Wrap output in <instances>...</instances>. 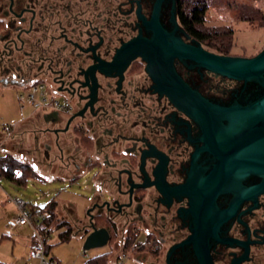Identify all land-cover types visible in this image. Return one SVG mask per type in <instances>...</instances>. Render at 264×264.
I'll use <instances>...</instances> for the list:
<instances>
[{
	"label": "flooded vegetation",
	"instance_id": "obj_1",
	"mask_svg": "<svg viewBox=\"0 0 264 264\" xmlns=\"http://www.w3.org/2000/svg\"><path fill=\"white\" fill-rule=\"evenodd\" d=\"M158 1L0 0V91L42 85L68 104L25 119V162L45 177H86L89 184L91 175L96 193L84 208L86 230L102 218L114 230L145 231L149 264H201L202 231L213 264H264V193L246 197L260 177L206 192L202 180L217 160L201 124L160 91L147 60L130 57L135 38H152ZM180 1L161 0L160 23L206 47L186 36ZM174 67L223 105L247 104L264 90L191 59L177 57Z\"/></svg>",
	"mask_w": 264,
	"mask_h": 264
},
{
	"label": "water",
	"instance_id": "obj_2",
	"mask_svg": "<svg viewBox=\"0 0 264 264\" xmlns=\"http://www.w3.org/2000/svg\"><path fill=\"white\" fill-rule=\"evenodd\" d=\"M160 2L156 4L151 21L154 30L152 38L142 35L135 38L129 45L130 57L141 55L147 60L148 71L160 91L201 124L206 149L217 160L213 170L202 180L204 190H223L228 183L238 182L243 176L251 174L261 180L251 187L246 197L256 199L264 193V90L247 104L213 102L178 74L174 59H191L212 72L238 81H253L264 89V47L253 56H239L212 51L196 39L193 40L195 43H186L160 23ZM173 20L178 26L175 17ZM185 34L191 38L188 32ZM204 222L211 231L208 215L204 217ZM90 223L91 230L86 236L84 248L108 244L111 238L109 229ZM201 234L196 254L201 264H213L209 234L206 231Z\"/></svg>",
	"mask_w": 264,
	"mask_h": 264
},
{
	"label": "rangeland",
	"instance_id": "obj_3",
	"mask_svg": "<svg viewBox=\"0 0 264 264\" xmlns=\"http://www.w3.org/2000/svg\"><path fill=\"white\" fill-rule=\"evenodd\" d=\"M257 9H261L264 13V0H210L205 27L234 28V42L230 49V55L253 56L264 47V25H260L259 19L251 22L244 18L251 15L257 16L255 12ZM209 49L216 52L212 48ZM26 92V89L17 87H7L0 91L1 133L7 135L6 126L15 127L20 121L30 118L38 112L33 103L25 97ZM47 95L51 96V93L47 92ZM48 111L44 110L43 112ZM6 139L7 137H3L4 141ZM22 148L20 146L15 149L12 154L20 160L26 161L27 157ZM36 171L37 174L29 178L27 184H18L5 177L0 178V260L8 264H40L38 258L30 255V242L34 237V230L29 225L15 222L20 212L11 198L18 196L36 206L47 204L52 199L59 201L55 207V219L51 223L52 231L47 238L50 248L46 257L49 260L51 257L54 259L49 264H83L89 257L104 251H110L107 264L121 261L124 239L128 230L125 227L118 230L112 229L108 244L84 250L86 237L83 236V232L86 234L85 226L88 223L87 216L84 215V208L96 193L91 175L88 178L89 184L85 187L84 177L74 180L49 179L40 174L38 170ZM61 200L67 203H76L79 207L78 217L72 213L71 209L74 207L61 204ZM75 217L76 219H74ZM64 220L72 226L73 230L68 240L61 241L60 233L67 226L62 225L65 223ZM146 238V232L141 231L136 237V242L145 244ZM136 250L138 251L134 246L126 251L125 264L138 262L146 264L141 257L138 261L135 260Z\"/></svg>",
	"mask_w": 264,
	"mask_h": 264
},
{
	"label": "trees",
	"instance_id": "obj_4",
	"mask_svg": "<svg viewBox=\"0 0 264 264\" xmlns=\"http://www.w3.org/2000/svg\"><path fill=\"white\" fill-rule=\"evenodd\" d=\"M210 0H181L180 1V19L189 32L190 35L201 40L206 46L216 50V52L221 54H230V49L234 42L235 30L232 27H205L206 25V14L209 8ZM257 16H250L244 18V20H249L253 22L259 19L260 25H264V13L261 9H257ZM11 130L13 126H10ZM2 139V138H0ZM37 174L36 169L33 165L28 164L25 161L20 160L12 153L8 151L0 152V178L5 177L18 184H27L29 178ZM58 200L52 199L49 203L44 204L41 210L46 214V218L40 224L41 232L46 236V253L48 254L50 245L47 243V238L49 237L52 227L51 223L55 219V207ZM33 205V204H32ZM62 225H67L66 229L60 233V240L66 241L71 237L72 226L63 221ZM95 225L98 227L107 226L110 231L112 227L110 224L102 218L96 220ZM127 235L125 239L123 252L129 248L135 246L137 232L134 231L133 227L127 228ZM35 241V237L33 242ZM110 251H105L103 253L94 255L85 260L83 264H107ZM53 262V257L50 258ZM0 264H8L5 261L0 260ZM116 264H123L122 262H117Z\"/></svg>",
	"mask_w": 264,
	"mask_h": 264
},
{
	"label": "built area",
	"instance_id": "obj_5",
	"mask_svg": "<svg viewBox=\"0 0 264 264\" xmlns=\"http://www.w3.org/2000/svg\"><path fill=\"white\" fill-rule=\"evenodd\" d=\"M25 97L33 103L36 110H68L67 102H60L57 99L49 97L42 85L31 86L28 92H26ZM6 129L8 130L7 133L12 131L10 126H6ZM83 181L85 183V187H87V178L84 177ZM11 199L20 212V215L16 217L15 222L21 225H29L34 230L35 241L31 244L30 255L38 258L40 260V264H49L52 261L46 257V236L40 229V224L45 220L46 214L39 206L32 205V203L27 202L18 196L12 197ZM84 250L86 251V249ZM126 255V253H123V257H121L122 262H125L127 257Z\"/></svg>",
	"mask_w": 264,
	"mask_h": 264
},
{
	"label": "crops",
	"instance_id": "obj_6",
	"mask_svg": "<svg viewBox=\"0 0 264 264\" xmlns=\"http://www.w3.org/2000/svg\"><path fill=\"white\" fill-rule=\"evenodd\" d=\"M28 119V118H27ZM24 121H25V119L24 120H22V121H20L15 127H13V129H12V131L10 132V133H7V135H5L4 133H1L0 132V138H2V141H0V151H8V152H10V153H13L14 151H15V149H18V148H20V146H21V148H22V146H23V140L21 139V131H22V129H23V123H24ZM3 137H7V139L4 141L3 140ZM5 139V138H4ZM7 149V150H6ZM23 149V148H22ZM20 150V149H19ZM23 151V153H25L24 152V150H22ZM23 156V155H22ZM25 156L26 157H28L29 158V156H28V154H26L25 153ZM20 157H21V155H20ZM27 159V158H26ZM55 176V174H53V173H49L48 174V176H47V178H49V179H53V177ZM59 202V201H58ZM60 203L61 204H65L66 206H69V207H74V208H72L71 210H72V213H74V215H77V217H78V215H79V207H78V205L76 204V203H73V202H69V203H67L66 201H64V200H61L60 201ZM60 204V205H61ZM86 207V206H85ZM77 212V213H76ZM80 217V216H79ZM74 219H76V217L74 218ZM87 225V224H86ZM86 227V226H85ZM90 232V230H87L85 233L86 234H84V232H83V236L84 237H86L87 236V234ZM80 234H82V233H80ZM77 235H79V234H77ZM33 239H34V237L31 239V242H30V249H31V244H32V242H33ZM126 239V238H125ZM124 239V240H125ZM148 239L146 238V241H147ZM135 247H136V249H138V251L136 250V252L134 253V257H135V260L136 261H138L139 260V258L141 257V259L143 258V260L146 262V264H149V261H150V259H151V256H152V254H151V252L149 251V248L147 247V246H144V244H140V243H135ZM85 249V248H84ZM118 249V248H117ZM105 252V251H104ZM101 253H103V252H101ZM122 253H124V252H122ZM129 253H131V252H129ZM98 254H100V253H98ZM95 255H97V254H95ZM94 256V255H93ZM85 262V261H84ZM118 262H122V261H118ZM117 263V262H116ZM115 263V264H116ZM123 264H125V262H122ZM139 264H142V262H138ZM138 263H136V264H138Z\"/></svg>",
	"mask_w": 264,
	"mask_h": 264
}]
</instances>
